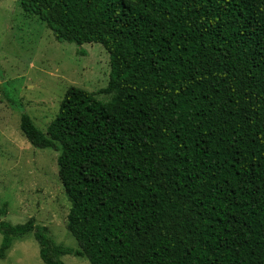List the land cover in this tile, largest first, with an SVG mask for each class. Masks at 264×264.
<instances>
[{
  "label": "trees",
  "instance_id": "trees-1",
  "mask_svg": "<svg viewBox=\"0 0 264 264\" xmlns=\"http://www.w3.org/2000/svg\"><path fill=\"white\" fill-rule=\"evenodd\" d=\"M17 2L56 41L104 47L110 98L69 88L45 132L22 112L59 153L78 247L1 221L0 260L33 235L44 264H264V0Z\"/></svg>",
  "mask_w": 264,
  "mask_h": 264
},
{
  "label": "rangeland",
  "instance_id": "rangeland-1",
  "mask_svg": "<svg viewBox=\"0 0 264 264\" xmlns=\"http://www.w3.org/2000/svg\"><path fill=\"white\" fill-rule=\"evenodd\" d=\"M109 74L110 58L101 44L60 43L45 23L24 13L17 0L0 1V208L8 203V214L0 222L19 225L34 218L56 244L78 247L67 230L71 204L58 176L59 153L28 142L20 129L21 114L25 111L45 132L69 88L109 100L100 94ZM39 253L38 242L28 235L15 241L0 264H44ZM62 261L90 264L74 256Z\"/></svg>",
  "mask_w": 264,
  "mask_h": 264
}]
</instances>
